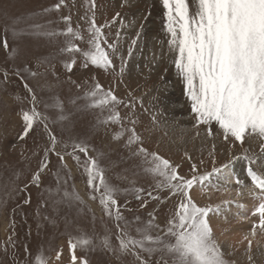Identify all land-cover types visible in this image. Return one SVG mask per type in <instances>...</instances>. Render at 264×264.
I'll use <instances>...</instances> for the list:
<instances>
[{"label": "rangeland", "instance_id": "rangeland-1", "mask_svg": "<svg viewBox=\"0 0 264 264\" xmlns=\"http://www.w3.org/2000/svg\"><path fill=\"white\" fill-rule=\"evenodd\" d=\"M58 3L0 0V264H35L40 253L46 264H72L70 245L85 237L90 243L78 245L75 255L87 264H140L134 252L149 264H172L166 254L162 259L159 252L149 257L138 247L130 246L127 252L119 247L120 238H142L137 229L164 235L182 200L180 193L173 194L166 186L165 177L146 171L154 166L151 154L168 160L185 179L231 162L229 170L235 176L239 170L245 183L241 187L235 180L242 196L251 188L249 161L243 157H264V140L246 137L241 144L225 140L215 123L210 129L197 124L185 82L175 68L176 54L170 50L163 0H64L56 10ZM189 3L195 6V0ZM69 16L71 27L83 37L72 42L85 51L94 16L113 67L105 70L90 63L85 67L81 52L62 51L69 37L60 33L69 26L64 19ZM108 44L115 46L114 52ZM73 59L69 70L66 64ZM97 83L102 90L93 98L89 93ZM109 90L122 101L114 105L118 123L109 119L113 105L91 106ZM33 93L40 116L24 136L23 112L31 113ZM133 128L140 139L129 145ZM140 148L148 155L139 153ZM89 158L97 161L106 182L117 189L122 220L115 218L116 206H111L112 216L107 214L100 192L89 185L85 171ZM253 167L257 169L256 164ZM223 175L214 174L206 188L194 186L190 194L199 206H231L233 193L221 195L217 188ZM216 215L210 213L209 222L226 264H264V239L256 245L262 250L260 258L251 261L223 251ZM105 237L110 247L104 245Z\"/></svg>", "mask_w": 264, "mask_h": 264}, {"label": "snow or ice", "instance_id": "snow-or-ice-1", "mask_svg": "<svg viewBox=\"0 0 264 264\" xmlns=\"http://www.w3.org/2000/svg\"><path fill=\"white\" fill-rule=\"evenodd\" d=\"M62 5L64 0H60V3L54 7L59 10ZM163 6L167 10L166 29L171 36L170 50L176 54L175 68L185 82L186 94L191 101V109L196 115L197 124L208 125L210 129L215 123L223 131L225 140L232 138L241 144L246 137L255 136L264 140V0H195L194 7L189 0H163ZM64 19L69 22V26L60 34L68 36L69 40L68 47L62 51L81 52L85 58V67L89 63L105 70L113 67L109 51L102 46V43H107L106 38L101 28L96 25L94 16L88 28L90 47L86 51L72 42L73 39H83V37L78 30L71 27V17ZM4 47H8L7 41ZM107 48L115 51V46L112 44H108ZM73 64L75 59L71 64H66V67L71 70ZM123 70L121 67V73ZM28 90L32 92L31 88ZM101 90L102 87L97 83L89 96L95 98ZM121 102L109 90L98 100H93L91 106L113 105L114 114L109 119L118 123L120 116L115 112L114 105ZM35 103L36 96L33 93L31 113L23 112L26 125L24 136L28 135V131L40 116L35 110ZM57 106L61 107L59 104ZM60 119L63 120L65 117L61 116ZM129 131L131 136L128 144L131 145L140 138L134 128ZM121 135L122 132L117 134L116 138L119 139ZM51 139L54 150L55 137L52 136ZM74 147L87 152V148L79 144ZM261 150L264 151V146ZM139 153L148 155L144 148H140ZM151 155L154 166L146 171L165 177L166 186L172 189L173 194L180 193L182 200L176 213L169 220L164 235L153 236L147 228L137 229L142 233V238L136 239L131 236L128 239L120 238V250L127 252L130 246L133 249L138 247L149 257L159 252L162 259L165 254L170 257L172 264H226L209 222V214L219 213L220 207L199 206L190 194L197 184L202 188L211 185V177L214 174H222V168H214L211 173L193 175L191 179H185L178 175L176 168L172 167L168 160L154 153ZM243 158L249 161L247 175L251 179V188L248 189V194L259 200L258 206L252 212L253 216H259V224L253 226V235H255L257 227L264 231V173L253 165L257 159H260V167H264V157ZM75 159L79 161V157ZM230 165L231 162L223 165V168H229ZM44 166L46 165H42ZM195 170L193 165V171ZM85 171L93 191L100 192V203L107 214L112 216L111 206H116L115 218L118 221L122 220L115 199L117 189L106 182L104 171L97 161L89 158ZM34 179L38 182L39 174ZM236 183L245 187L239 178L236 179ZM76 199L80 197L77 195ZM151 224L150 221L149 225ZM89 243L90 240L86 237L71 243L73 264L77 260L75 249L78 245ZM103 243L110 247L107 237L104 238ZM250 246L251 242H249ZM133 254L140 260V264H149L138 253ZM35 264H46L43 253L35 257ZM84 264L87 262L85 261ZM164 264L168 262L165 261Z\"/></svg>", "mask_w": 264, "mask_h": 264}, {"label": "bare ground", "instance_id": "bare-ground-1", "mask_svg": "<svg viewBox=\"0 0 264 264\" xmlns=\"http://www.w3.org/2000/svg\"><path fill=\"white\" fill-rule=\"evenodd\" d=\"M255 164L257 169L264 173V167H260L261 160L257 161ZM222 172H224V180L218 182L217 188L221 191V195H223L225 191H228V194L233 193L234 196V200L230 202V207L224 208L220 206V212L216 215L215 219V229L220 231V233H217V230L215 231L219 235L222 249L225 253L229 255L232 254L239 260L251 261L253 258H260L259 255L262 254V250L260 251L257 249L256 245H258L261 239H264V231H261L260 228L257 227L255 235H253V226L259 224V216L252 215V212L259 204V200L248 194L249 188L244 191V195H240L241 197L239 196V191L237 190L238 185H236L237 183L235 184V180L241 175L239 170L237 176L232 174L229 168L224 169L222 167ZM212 191L214 192V190ZM221 205H223V203ZM226 237H229V239L226 240ZM249 242H251L250 247ZM75 264H84V261L79 259L76 260Z\"/></svg>", "mask_w": 264, "mask_h": 264}]
</instances>
